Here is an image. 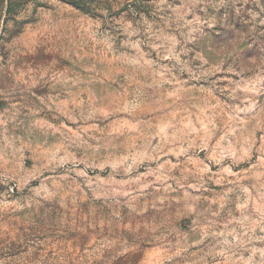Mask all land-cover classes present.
I'll use <instances>...</instances> for the list:
<instances>
[{"label":"rangeland","instance_id":"obj_1","mask_svg":"<svg viewBox=\"0 0 264 264\" xmlns=\"http://www.w3.org/2000/svg\"><path fill=\"white\" fill-rule=\"evenodd\" d=\"M0 264H264V0H0Z\"/></svg>","mask_w":264,"mask_h":264}]
</instances>
